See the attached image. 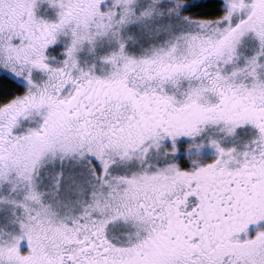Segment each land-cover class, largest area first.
<instances>
[{
  "label": "rangeland",
  "instance_id": "374dc122",
  "mask_svg": "<svg viewBox=\"0 0 264 264\" xmlns=\"http://www.w3.org/2000/svg\"><path fill=\"white\" fill-rule=\"evenodd\" d=\"M203 1L0 0V75L25 89L0 105V264H50L71 237L94 232L106 243L125 224L115 213L98 217L86 212L100 210L101 204L110 208L117 200L105 192L118 183L108 176L111 172L97 186L84 177L94 163L87 155L100 156L104 148L86 150L70 132L41 138L43 126L54 131V115L73 84L133 79L134 74L154 80L165 65L203 59L199 70L209 75L205 89L248 84L261 90L258 104L264 107V0H221L224 13L216 20L185 12ZM192 131L200 132L197 127ZM200 134L171 141L170 150L230 152L237 161L239 153L232 146L203 143L206 137ZM231 136L221 142L235 149L246 143L242 132ZM155 142L149 156L163 162L161 149L168 145ZM261 150V159L251 164L264 174V138ZM221 232L225 241L212 250L200 248L191 257L185 249L176 259L264 264V202L253 205L246 218L223 225ZM127 247L133 249L121 257L134 258L136 245Z\"/></svg>",
  "mask_w": 264,
  "mask_h": 264
},
{
  "label": "flooded vegetation",
  "instance_id": "af4514ba",
  "mask_svg": "<svg viewBox=\"0 0 264 264\" xmlns=\"http://www.w3.org/2000/svg\"><path fill=\"white\" fill-rule=\"evenodd\" d=\"M203 65L204 60L197 59L165 65L154 80L134 74L133 79L85 80L70 87L54 115V131L43 126L41 138L70 132L86 150L104 148L100 156L87 155L94 163L84 177L97 186L111 172L108 176L118 178V183L105 192L117 200L110 208L101 204L100 210L86 212L98 217L115 213L125 224L118 234L111 232L106 243L94 232L71 237L50 264H193L176 258L185 249L191 257L198 256L200 248L212 250L225 241L223 225L246 218L253 205L264 202V174L251 164L261 159L264 138L261 90L240 83L207 90L209 75L199 70ZM231 125H236L233 132H226ZM194 127L206 137L203 143L232 146L239 153L237 161L230 152L186 153L188 147L172 152L171 141L200 133L192 131ZM241 132L246 143L236 149L221 142ZM137 141L141 146L132 148ZM155 141L168 145L161 149L163 162L149 156ZM109 240L112 247L105 245ZM131 244L136 245L134 258H122L123 252L133 249L127 247Z\"/></svg>",
  "mask_w": 264,
  "mask_h": 264
},
{
  "label": "trees",
  "instance_id": "16d2710c",
  "mask_svg": "<svg viewBox=\"0 0 264 264\" xmlns=\"http://www.w3.org/2000/svg\"><path fill=\"white\" fill-rule=\"evenodd\" d=\"M193 18L216 20L224 13L221 0H205L185 10ZM25 92L24 87L7 75H0V105Z\"/></svg>",
  "mask_w": 264,
  "mask_h": 264
}]
</instances>
